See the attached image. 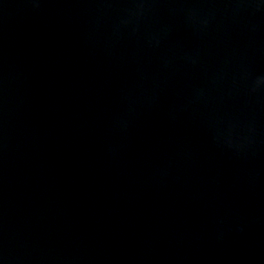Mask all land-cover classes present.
Masks as SVG:
<instances>
[{
	"label": "water",
	"instance_id": "water-1",
	"mask_svg": "<svg viewBox=\"0 0 264 264\" xmlns=\"http://www.w3.org/2000/svg\"><path fill=\"white\" fill-rule=\"evenodd\" d=\"M0 264H264V0H0Z\"/></svg>",
	"mask_w": 264,
	"mask_h": 264
}]
</instances>
